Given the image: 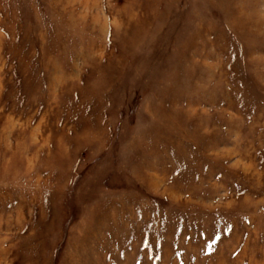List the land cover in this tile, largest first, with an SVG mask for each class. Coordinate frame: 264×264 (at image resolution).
<instances>
[{
	"label": "rangeland",
	"instance_id": "1",
	"mask_svg": "<svg viewBox=\"0 0 264 264\" xmlns=\"http://www.w3.org/2000/svg\"><path fill=\"white\" fill-rule=\"evenodd\" d=\"M0 264H264V0H0Z\"/></svg>",
	"mask_w": 264,
	"mask_h": 264
}]
</instances>
